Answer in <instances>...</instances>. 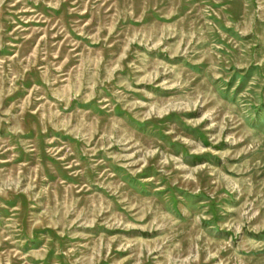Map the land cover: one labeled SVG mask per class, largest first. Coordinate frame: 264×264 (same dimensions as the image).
Returning a JSON list of instances; mask_svg holds the SVG:
<instances>
[{
  "label": "rangeland",
  "instance_id": "1",
  "mask_svg": "<svg viewBox=\"0 0 264 264\" xmlns=\"http://www.w3.org/2000/svg\"><path fill=\"white\" fill-rule=\"evenodd\" d=\"M0 264H264V0H0Z\"/></svg>",
  "mask_w": 264,
  "mask_h": 264
}]
</instances>
